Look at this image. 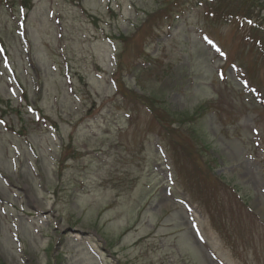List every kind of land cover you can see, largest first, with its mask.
<instances>
[{
	"label": "rangeland",
	"instance_id": "374dc122",
	"mask_svg": "<svg viewBox=\"0 0 264 264\" xmlns=\"http://www.w3.org/2000/svg\"><path fill=\"white\" fill-rule=\"evenodd\" d=\"M0 0V264H264V0Z\"/></svg>",
	"mask_w": 264,
	"mask_h": 264
},
{
	"label": "trees",
	"instance_id": "16d2710c",
	"mask_svg": "<svg viewBox=\"0 0 264 264\" xmlns=\"http://www.w3.org/2000/svg\"><path fill=\"white\" fill-rule=\"evenodd\" d=\"M19 1H21V2H20V5H21L23 8L29 6V4H28L29 0H19Z\"/></svg>",
	"mask_w": 264,
	"mask_h": 264
}]
</instances>
